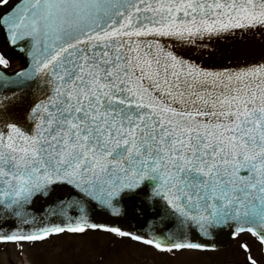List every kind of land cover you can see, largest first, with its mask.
<instances>
[{
  "label": "snow or ice",
  "instance_id": "obj_1",
  "mask_svg": "<svg viewBox=\"0 0 264 264\" xmlns=\"http://www.w3.org/2000/svg\"><path fill=\"white\" fill-rule=\"evenodd\" d=\"M10 4L0 31L32 54L19 85L31 101L22 118L7 115L19 93L3 95L13 82L0 73V214L21 217L56 182L101 206L147 183L179 227L230 222L264 243V58L208 70L177 51L197 37L264 31V0H0ZM63 232L85 226L0 240Z\"/></svg>",
  "mask_w": 264,
  "mask_h": 264
},
{
  "label": "water",
  "instance_id": "obj_2",
  "mask_svg": "<svg viewBox=\"0 0 264 264\" xmlns=\"http://www.w3.org/2000/svg\"><path fill=\"white\" fill-rule=\"evenodd\" d=\"M11 7L10 4L8 8H0V11L7 12ZM10 37L11 33L0 31V54L18 62L13 69L0 65V73L13 82L3 95L11 96L13 91L19 93L15 100L8 102L7 115L22 118L30 104L31 93L19 85L25 81L27 72L31 71L32 54L24 42L18 40L16 44L10 43ZM195 40L196 44L177 47V51L208 70H222L264 58V31L233 29L218 36L197 37ZM160 42L171 45L173 39L160 38ZM18 72L22 74L16 75ZM76 201L81 203L76 204ZM0 217V233L8 235L39 234L56 227L67 229L79 225L85 226V232L115 228L129 236L141 237L140 242L148 239L160 243L159 250L162 251L172 248L173 243L201 245L190 250L222 247L233 240L237 227L229 222L208 231L196 224L181 228L177 219L169 214L164 201L155 195L147 183L140 189L113 198L111 205L101 206L95 200L83 201L74 186L56 182L34 192L25 204L21 217L10 215V210L9 214H0ZM149 245L155 247L154 244Z\"/></svg>",
  "mask_w": 264,
  "mask_h": 264
},
{
  "label": "rangeland",
  "instance_id": "obj_3",
  "mask_svg": "<svg viewBox=\"0 0 264 264\" xmlns=\"http://www.w3.org/2000/svg\"><path fill=\"white\" fill-rule=\"evenodd\" d=\"M16 66L17 60H8L9 69ZM249 256L264 264L263 245L248 232L225 246L205 250L162 251L129 235L101 230L51 234L42 241H0V264H248Z\"/></svg>",
  "mask_w": 264,
  "mask_h": 264
},
{
  "label": "flooded vegetation",
  "instance_id": "obj_4",
  "mask_svg": "<svg viewBox=\"0 0 264 264\" xmlns=\"http://www.w3.org/2000/svg\"><path fill=\"white\" fill-rule=\"evenodd\" d=\"M0 56H3L2 54H0ZM3 58L5 59V60H7V62H8V59L5 57V56H3ZM244 233V232H243ZM237 235V234H236ZM236 235H235V237H236ZM0 241H8V240H0ZM262 245H263V252H264V244L262 243Z\"/></svg>",
  "mask_w": 264,
  "mask_h": 264
},
{
  "label": "trees",
  "instance_id": "obj_5",
  "mask_svg": "<svg viewBox=\"0 0 264 264\" xmlns=\"http://www.w3.org/2000/svg\"><path fill=\"white\" fill-rule=\"evenodd\" d=\"M94 231H100V230H94ZM102 232H106V233L111 234V235H113V236H118L116 233H111V232H109V231H102ZM57 234H58V233H57ZM203 250H205V249H203Z\"/></svg>",
  "mask_w": 264,
  "mask_h": 264
}]
</instances>
